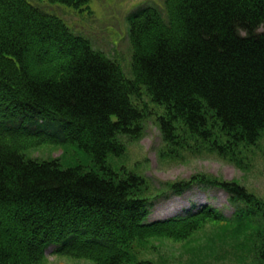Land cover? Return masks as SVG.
Masks as SVG:
<instances>
[{"label": "trees", "instance_id": "trees-1", "mask_svg": "<svg viewBox=\"0 0 264 264\" xmlns=\"http://www.w3.org/2000/svg\"><path fill=\"white\" fill-rule=\"evenodd\" d=\"M128 23L131 79L57 16L0 0V264H40L50 246L63 257L129 264L150 239L183 242L224 223L238 237L251 231L264 264V227L252 213L264 218V200L244 187L203 175L166 183L165 197L194 186L221 190L237 206L234 217L202 205L147 222L154 197L144 180L106 163L124 152L119 136L143 133L142 86L163 106L162 157L183 149L181 136L223 156L264 140V0H164V14L146 6ZM46 144L76 145L91 168L23 156Z\"/></svg>", "mask_w": 264, "mask_h": 264}, {"label": "rangeland", "instance_id": "rangeland-1", "mask_svg": "<svg viewBox=\"0 0 264 264\" xmlns=\"http://www.w3.org/2000/svg\"><path fill=\"white\" fill-rule=\"evenodd\" d=\"M26 1L60 18L73 35L85 39L94 50L114 60L127 79L132 78L128 17L146 6L164 14V0H89L88 8L50 4L46 0ZM140 93L142 103L149 109L143 122V133L138 140L119 136L124 144V152L108 155L106 163L117 174L124 171L142 177L146 194L154 197V206L150 209L147 222L183 217L197 211L202 205H210L227 219L233 218L237 206L230 203L221 190L194 186L178 196H163L166 183L188 180L196 175L234 182L264 200V140L248 147L239 144L223 156L208 151L209 142L195 136H181L183 149L170 153L168 158L162 157L160 151L164 144L156 117L163 113V106L150 102L143 86ZM23 156L37 161L57 160L62 169L75 166L86 170L91 168L89 154L76 145H40L24 151ZM247 210L250 209L245 212ZM252 213L254 220L257 219L264 227V218ZM225 225H207L183 242L150 239L145 247H138L136 254L133 253L136 258L129 264H136L137 261L149 264H257L259 247L255 237H250L251 231L238 237V234H231ZM40 264L94 263L57 255L54 247L50 246Z\"/></svg>", "mask_w": 264, "mask_h": 264}, {"label": "bare ground", "instance_id": "bare-ground-1", "mask_svg": "<svg viewBox=\"0 0 264 264\" xmlns=\"http://www.w3.org/2000/svg\"><path fill=\"white\" fill-rule=\"evenodd\" d=\"M133 76V75H132ZM126 77V76H125ZM134 176H136V177H140V176H138V175H135V174H133ZM142 178V177H141ZM172 196H178V195H172ZM175 218H179V216H177V217H175Z\"/></svg>", "mask_w": 264, "mask_h": 264}]
</instances>
